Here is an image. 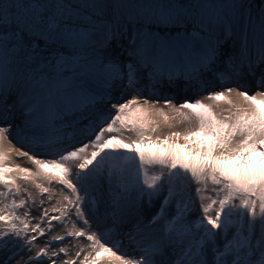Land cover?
<instances>
[{"label":"snow or ice","instance_id":"snow-or-ice-1","mask_svg":"<svg viewBox=\"0 0 264 264\" xmlns=\"http://www.w3.org/2000/svg\"><path fill=\"white\" fill-rule=\"evenodd\" d=\"M0 186V264H264V10L0 0Z\"/></svg>","mask_w":264,"mask_h":264},{"label":"rangeland","instance_id":"rangeland-1","mask_svg":"<svg viewBox=\"0 0 264 264\" xmlns=\"http://www.w3.org/2000/svg\"><path fill=\"white\" fill-rule=\"evenodd\" d=\"M178 2L187 4V3L190 2V0H178ZM243 3L245 5V22L247 21V13L249 11L251 12L253 18H255L256 15L259 13V12H257V13L255 12L254 13L253 12L254 11L253 7H258V10H259L260 8H262L264 6V0H254L253 2L251 0H243ZM109 15H110V12H107L105 14V16L103 17V19H107ZM237 33H238L237 36L225 37V47L228 50H231L237 44L238 40L242 38V32H241L239 24H237ZM124 47H126V38H125V41H123V42L118 41V42L114 43L109 48L99 50V52L97 54H99L101 56V58H104L105 56H107L109 58H115V59H118V60L119 59H125V58H121L119 56V55H123V56L126 57V54L123 52ZM44 51H45V54L48 55L49 59H51L53 53H50L47 49H45ZM69 75H71L70 72H69ZM166 82L167 81L165 80V83ZM90 85H91V82H90ZM90 85H89V87H90ZM170 86H172V87H170ZM170 86L168 84H167V86H166V84H164L163 87H162V90L167 89L168 87H170L168 89V91H169L168 94L173 95L174 98L177 101H181V100H184V99L195 100V99L201 98L202 97L201 94H203V92L206 91L205 89L197 90L194 86H188L186 81L183 80V79H178L177 82L175 81ZM120 87H121V85L119 83H116L113 86V94H115V92L118 91ZM179 87H183V91L184 92L182 94H180V95L179 94L176 95L175 91L178 90ZM91 88H92V85H91ZM249 91L251 92L252 89H249ZM104 96H105V93L102 94L98 99L100 100ZM10 102H11V98H10ZM93 110H95V109H93ZM63 131H64V133L67 134L68 132L73 131V129L65 127ZM131 155H132L131 153L124 152V156L125 157L131 156ZM19 162H20L21 166L26 167V165L24 164V160L23 161H19ZM121 165H122V168L126 167L125 162H123V161L121 162ZM29 168H31V167H29ZM106 183L108 185L107 180H106ZM0 190H3L2 186H0ZM7 202L11 203L10 200H8ZM102 211H103V207H102ZM200 215H202V212L199 210V207H198L197 210L194 211L191 214L190 219L195 220L197 218V216H200ZM33 222H35V221H33ZM232 223L234 225H241L242 224L245 229H247V227H248V225H247V223L245 221H241V220H239L237 218H233ZM205 224H206V221H205ZM207 227L210 228L211 226H207ZM234 231H235V227L230 228V233L234 232ZM254 231H255L257 237H259L261 235V233L264 232V229H262V227H261V225L259 223V219L255 222ZM121 250L125 251V252H128L129 254H134L132 252V249H130L128 247L126 249H121ZM74 253L75 252H73L72 255H74Z\"/></svg>","mask_w":264,"mask_h":264},{"label":"bare ground","instance_id":"bare-ground-1","mask_svg":"<svg viewBox=\"0 0 264 264\" xmlns=\"http://www.w3.org/2000/svg\"><path fill=\"white\" fill-rule=\"evenodd\" d=\"M121 58H126L125 56H123V55H119ZM176 82H177V80H176ZM164 84H166V86H167V82L166 83H164ZM91 85H92V88H91ZM91 85H90V87H89V93H90V95H92V96H94V98L98 101L99 99V97L102 95V94H104L105 92H106V88L108 87L102 80H93V81H91ZM170 87H172V86H170ZM170 87H166L167 89H164V90H162L163 92H165V93H169V91H168V89L170 88ZM171 92V91H170ZM184 91H183V87H179L178 88V90H176L175 91V94L176 95H180V94H182ZM201 95H203V94H201ZM201 97V96H200ZM10 102V101H9ZM205 103H208V101L207 100H205L204 101ZM220 103H223V102H220ZM72 117H70V119H71ZM64 130V129H63ZM64 132V131H63ZM13 163H18V164H20V162L18 161V160H16L15 158L13 159ZM107 183H106V186H105V189L107 188ZM53 202H55V201H53ZM43 239V238H42ZM125 245H126V242H125ZM83 245L82 244H80V243H77L76 245H75V247H72V246H69V252H70V255H72L73 254V252H75L77 249H79V248H81ZM126 248H127V246H125ZM122 248V249H126V248Z\"/></svg>","mask_w":264,"mask_h":264},{"label":"trees","instance_id":"trees-1","mask_svg":"<svg viewBox=\"0 0 264 264\" xmlns=\"http://www.w3.org/2000/svg\"><path fill=\"white\" fill-rule=\"evenodd\" d=\"M252 2L254 1V0H251ZM253 12L255 13H257V12H260L261 10H264V6L262 7V8H260L259 10H258V7H253Z\"/></svg>","mask_w":264,"mask_h":264},{"label":"water","instance_id":"water-1","mask_svg":"<svg viewBox=\"0 0 264 264\" xmlns=\"http://www.w3.org/2000/svg\"><path fill=\"white\" fill-rule=\"evenodd\" d=\"M66 134V133H65Z\"/></svg>","mask_w":264,"mask_h":264}]
</instances>
